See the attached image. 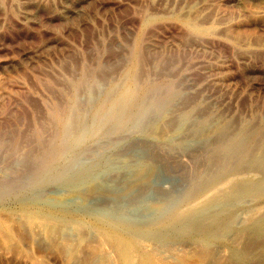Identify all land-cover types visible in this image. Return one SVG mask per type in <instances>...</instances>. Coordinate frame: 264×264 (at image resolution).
<instances>
[{"label": "rangeland", "instance_id": "obj_1", "mask_svg": "<svg viewBox=\"0 0 264 264\" xmlns=\"http://www.w3.org/2000/svg\"><path fill=\"white\" fill-rule=\"evenodd\" d=\"M137 55L141 91L151 107L158 105L145 118L150 124L145 119L130 122L128 130L114 133L117 140L112 133L108 136V125L102 127L85 142L68 178L62 173L56 181L33 190L31 181L23 177L49 163L74 95L85 100L78 98L76 111L93 126L99 98L109 88L127 84L124 74L133 68ZM76 89H81L80 94ZM92 90L98 94L92 95ZM167 111L177 120L176 127L167 119ZM109 118L112 115L107 113ZM203 120L205 125H199ZM159 124L161 132L154 129ZM219 128H226L227 136L242 144V152L228 150L227 138L216 131ZM262 133L264 0H0V187L9 172L0 215L13 224V231L18 230L12 235L0 230V264H119L118 249L102 233L100 225L105 223L132 230L142 239V249L160 258L159 264H194L197 257L212 264L210 252L218 254L220 264H245L237 262L235 254L257 237L264 242L260 229H264V162L253 170L243 164L259 155L263 161ZM138 143L154 144L158 156L151 160ZM245 149L250 152L247 156ZM164 150L170 154L168 161ZM20 154H31V163L25 170L10 172ZM202 154V160L196 158ZM218 161L223 175L215 178L210 169ZM170 163L181 172L198 173L187 181L169 168ZM24 204L56 212L52 216L57 225L49 226L54 231L47 232L38 222L29 224L21 211ZM254 215H260L262 225L253 224ZM93 219L101 224H92ZM263 255L264 243L248 253L245 262L257 264Z\"/></svg>", "mask_w": 264, "mask_h": 264}, {"label": "bare ground", "instance_id": "obj_2", "mask_svg": "<svg viewBox=\"0 0 264 264\" xmlns=\"http://www.w3.org/2000/svg\"><path fill=\"white\" fill-rule=\"evenodd\" d=\"M147 17H149V16H147ZM146 17V18H147ZM147 19H145L144 21H146ZM148 21V20H147ZM151 24V23H150ZM189 24H190V22H189ZM193 26H195V25H193ZM192 27V26H191ZM194 29H196V28H194ZM203 30L205 31V29L203 28ZM202 30V31H203ZM207 30V29H206ZM202 31H200V32H202ZM203 31V32H204ZM205 32H208V31H205ZM142 51V50H141ZM144 51V50H143ZM143 54V53H142ZM135 55V54H134ZM140 55H141V53H140ZM120 56V55H119ZM122 56V55H121ZM120 56V57H121ZM132 59V58H131ZM157 59V58H156ZM135 61V63H134V65H133V68L132 69H129V71H127V73L126 74H124V75H127V79H125V81L126 80H128V82H126L127 84H124V85H122L120 82L119 83H117V84H121V85H116V86H114V87H111V88H109V91H107V92H105L104 94H102L101 95V98H99L100 99V101H99V104H98V113H96L97 114V116H96V121H95V119H93L94 121H95V123L93 124V126H91V127H89L88 125H87V123H86V120L84 119V116H82V115H80L77 111H76V106H77V104L79 105V103H78V101H80L79 99H81V98H79L78 97V94H75L74 95V97H73V99H72V101H71V107H70V109H69V111L66 113V115L62 118V120H61V125H60V129H59V133H58V138H57V141H56V148H55V151H53L54 152V154L53 155H49V157H50V159H49V163L46 165V166H44V168H41L39 171H37V173H34V175L33 174H25L24 175V179H26V181L28 182V181H31V187H33V190H37L38 188L37 187H40L42 184H44V183H47V182H51V181H56L57 179H59V175H61L62 173H64L65 174V178H68V175H70L69 174V171H70V168H72V166L74 165V162H75V160H76V158L77 157H79V155L80 154H82L83 152H84V147H85V144L88 142L87 140L90 138V137H95V136H97V134L99 133V131H100V129L102 128V127H105L106 125H108L109 127H108V131L110 132L109 133V135L108 136H110V134L112 133L114 136H115V134L114 133H116V134H119V133H122V132H124V131H126V130H128V126H129V123L130 122H133V123H136V122H140V121H144V119L147 117V116H149V112L151 111V110H153L152 109V107L154 106V103H153V106L151 107V104H149L148 103V98H147V95H146V92L145 91H141V88H142V85H141V88H140V82H141V80H142V78L141 77H139V70H140V68H141V63H140V60H139V57H138V55L135 57V59H134ZM123 61V60H122ZM152 61V60H151ZM118 62V61H117ZM166 62V61H165ZM161 63V62H160ZM151 64V63H150ZM114 65V64H113ZM74 66V65H73ZM76 66V65H75ZM111 66H112V64H111ZM118 66V65H117ZM121 66V65H120ZM163 66V65H162ZM115 67V66H114ZM160 67V66H159ZM158 67V68H159ZM70 68V67H69ZM68 68V69H69ZM130 68H131V66H130ZM67 69V70H68ZM75 69V68H74ZM112 69V71H113V68H111ZM118 69V68H117ZM143 69V68H142ZM160 69V68H159ZM162 69V68H161ZM163 69H164V67H163ZM162 69V70H163ZM73 70V69H72ZM71 70V71H72ZM78 70V69H77ZM76 70V71H77ZM116 70V69H115ZM114 70V71H115ZM69 71H70V69H69ZM118 71H119V69H118ZM159 71V70H158ZM104 72V71H103ZM157 72V71H156ZM145 73V72H144ZM69 74H70V72H69ZM96 74V73H95ZM100 74V73H99ZM108 74H110V73H108ZM116 74H117V72H116ZM143 74V73H142ZM73 75V74H72ZM100 76H101V74H100ZM99 76V77H100ZM109 76V75H108ZM115 77V76H114ZM117 77V76H116ZM122 77H124V76H122ZM122 77H120V78H122ZM73 78H74V76H73ZM106 78H107V76H106ZM119 78V79H120ZM139 78H141V79H139ZM83 79V78H82ZM96 79V78H95ZM94 79V80H95ZM100 79H102V78H100ZM104 79V78H103ZM113 79V78H112ZM88 81V80H87ZM97 81V80H96ZM99 81V80H98ZM109 81V80H108ZM107 81V82H108ZM115 81V80H114ZM121 81H122V79H121ZM82 83H85V82H83V81H81ZM113 82V81H112ZM123 82H124V80H123ZM65 83V82H64ZM77 83V82H76ZM94 83L95 82H93L92 84L94 85ZM110 83V82H109ZM114 83V82H113ZM78 84V83H77ZM91 84V83H90ZM103 84V83H102ZM101 84V85H102ZM180 84V83H179ZM73 85V84H72ZM104 85H106L105 83H104ZM103 85V86H104ZM148 85V84H147ZM64 86H65V84H64ZM78 86H80V85H78ZM92 86V85H91ZM96 86H97V84H96ZM109 86V85H108ZM107 86V87H108ZM66 87V86H65ZM73 87H75V86H73ZM72 87V88H73ZM66 88H68V86L66 87ZM81 88H83V87H81ZM102 88L103 87H101V90H102ZM106 88V87H105ZM148 88H149V86H148ZM175 88H176V86H175ZM85 89V88H84ZM83 89V90H84ZM93 89V88H92ZM97 89V88H96ZM147 89V88H146ZM157 90L158 89V87H157V89L156 88H153V91H155V90ZM172 89V88H171ZM68 90V89H67ZM80 90L81 89H76V91H77V93H79L80 94ZM82 90V91H83ZM94 90H95V88H94ZM160 90V89H159ZM164 90V89H163ZM166 90V89H165ZM75 91V92H76ZM96 91V90H95ZM95 91L93 92V90L91 91L92 92V95H94L93 93H95ZM168 91V90H167ZM83 92H85V91H83ZM90 92V93H91ZM158 92V91H157ZM156 92V93H157ZM163 92V91H162ZM69 93V92H68ZM97 93V92H96ZM95 93V94H96ZM101 93V92H100ZM148 93H149V90H148ZM153 93V92H152ZM164 93V92H163ZM167 93V92H166ZM87 94V93H86ZM98 94V93H97ZM155 95V94H154ZM157 95V94H156ZM90 96V95H89ZM177 96V95H176ZM182 96V95H181ZM81 97V96H80ZM87 97V96H86ZM99 97V96H98ZM97 97V98H98ZM79 98V99H78ZM85 98V97H84ZM94 99H95V97H93ZM96 98V99H97ZM152 98H153V96H152ZM178 98H180V97H178ZM182 98V97H181ZM86 99V98H85ZM87 99H88V97H87ZM90 99V98H89ZM95 99V100H96ZM63 100H64V98H63ZM82 100H84V99H81V101ZM93 99H91V101H92ZM188 100H190V98H188ZM65 101V100H64ZM152 101H154L153 99H152ZM169 101V100H168ZM177 101V100H176ZM192 101H193V99H192ZM195 101H197V100H195ZM90 102V101H89ZM161 102V101H160ZM180 102V101H179ZM64 103V102H63ZM69 103H70V101H69ZM82 103V102H81ZM84 103H85V100H84ZM83 103V104H84ZM91 103V102H90ZM94 103V102H93ZM150 103H151V101H150ZM159 102L157 101V104H158ZM162 103V102H161ZM160 103V104H161ZM165 103V102H164ZM170 103V102H169ZM181 103H183V102H181ZM191 103V102H190ZM178 104V103H177ZM58 105V104H57ZM93 105V104H92ZM156 105V104H155ZM60 106V105H59ZM80 106V105H79ZM78 106V107H79ZM90 106V105H89ZM158 105H156V107H157ZM162 106V105H161ZM160 106V107H161ZM163 106H165V105H163ZM166 106H168L167 104H166ZM204 106V105H203ZM202 106V107H203ZM209 106V105H208ZM83 107V106H82ZM155 107V106H154ZM153 107V108H154ZM155 107V108H156ZM159 107V108H160ZM175 107V106H174ZM197 107H199V106H197ZM207 107V106H206ZM91 108V107H90ZM94 108V107H93ZM155 108H154V110H155ZM164 108V107H163ZM176 108H178V107H176ZM175 108V109H176ZM186 108V107H185ZM216 108V107H215ZM80 109V108H79ZM179 109H181V108H178L177 110L179 111ZM182 109H184V108H182ZM77 110H78V108H77ZM153 110V111H154ZM157 110H159V109H157ZM171 110V109H170ZM176 110V111H177ZM196 110V109H195ZM202 110H204V108L202 109ZM175 111V112H176ZM181 111L182 110H180V113H181ZM200 111V110H199ZM198 111V112H199ZM170 112H173V110H171ZM170 112L169 111H167L166 113H168V114H170ZM197 112V111H196ZM197 112V113H198ZM85 113H86V110H85ZM111 114L112 115V118L110 119V121H107V119H106V114ZM154 113V112H153ZM165 113V114H166ZM174 113V112H173ZM96 114H94V116L96 115ZM148 114V115H147ZM158 115L160 114V113H157ZM172 114V113H171ZM168 115L167 117V119H171V118H169V116L171 117L172 115ZM193 115H195V113H192ZM200 114V113H199ZM203 114V113H202ZM205 114V113H204ZM177 114H175V116L174 117H177L176 116ZM183 115V114H182ZM186 115V114H185ZM193 115L191 116V117H193ZM209 115V114H208ZM164 115H162V113H161V117H163ZM157 117V116H156ZM174 117H172V118H174ZM202 117V116H201ZM220 117V116H219ZM150 118H151V116H150ZM178 118H180V117H178ZM177 118V119H178ZM200 118V117H199ZM58 119V118H57ZM154 119V121H155V119L156 118H153ZM157 119H160V118H157ZM167 119H164L163 121H165V120H167ZM209 119H211V116H210V118ZM208 119V120H209ZM214 119V118H213ZM213 119H211L212 121H213ZM216 119V118H215ZM214 119V120H215ZM148 120V119H147ZM146 119H145V122L147 121ZM178 120H180V119H178ZM183 120V119H182ZM196 120V119H195ZM202 120V119H201ZM233 120V119H232ZM149 121V120H148ZM147 121V122H148ZM162 121V120H161ZM175 121V119H171V122L170 123H172V122H174ZM177 121V120H176ZM176 121L174 122V126L176 127V125L175 124H177L176 123ZM184 122V121H183ZM182 122V123H183ZM190 122V121H189ZM194 122V121H193ZM193 122H191L192 124H193ZM217 122V121H216ZM51 123V122H50ZM149 123V122H148ZM153 123V122H152ZM155 123V122H154ZM179 123V122H178ZM187 123V122H186ZM197 123V122H196ZM205 123H206V121L205 120H203V121H201V122H199V125H201V126H203V125H205ZM209 124H210V122H208ZM218 123V122H217ZM226 123H229V122H226ZM132 124V123H131ZM150 124V123H149ZM222 124H224V123H222ZM242 124V123H241ZM251 124V123H250ZM136 125H138V124H136ZM153 125V124H152ZM151 125V126H152ZM179 125V124H178ZM182 125V124H181ZM189 125V124H188ZM196 124H194L193 126H195ZM133 125H131V127H132ZM134 126H135V124H134ZM139 126H142L141 124L139 125ZM160 124L159 125H156V127L154 128V129H159V131H160ZM222 126V125H221ZM226 126V125H225ZM243 126V125H242ZM256 126V125H255ZM254 126V127H255ZM261 126V125H260ZM46 127H47V125H46ZM191 126H189V128H190ZM214 127V126H213ZM228 127V126H227ZM240 127H241V125H240ZM239 127V129L241 130V128ZM249 127V126H248ZM106 128H107V126H106ZM141 128V127H140ZM152 128H153V126H152ZM187 128V127H186ZM223 128V127H222ZM246 128V127H245ZM252 128H253V126H252ZM252 128H250V129H252ZM131 129V128H130ZM133 129H134V127H133ZM211 129H212V127H211ZM225 129L226 128H224V129H221V128H219L218 130H216L218 133H222L226 138H227V144L225 145V146H227V148H228V150H236L237 151V153H238V151H241L242 152V149L240 148L241 147V141L239 142L241 145L239 146V144L237 143V142H235L233 139H230L229 138V134H228V136H227V134H226V131H225ZM232 129V128H231ZM254 129V128H253ZM260 129V128H259ZM44 130H46V129H44ZM140 130V129H139ZM185 130V128L183 129V131ZM193 130H195V129H193ZM200 130V129H199ZM209 130V129H208ZM215 130V129H214ZM224 130V131H223ZM247 130V129H246ZM54 131V130H53ZM107 131V132H108ZM130 132H132V129L131 130H129ZM137 131H138V129H137ZM149 131H150V129H149ZM158 131V132H159ZM215 131V132H216ZM234 130H232V132H233ZM250 131H253V130H250ZM255 132H256V130H254ZM258 131V130H257ZM43 132V131H42ZM50 132H52V131H50ZM130 132H129V134H130ZM140 132V131H139ZM154 132V131H153ZM158 132H156V133H158ZM161 132V131H160ZM178 132V131H177ZM190 132V131H189ZM188 132V133H189ZM192 132H194V131H192ZM203 132V131H202ZM208 132H211V131H208ZM238 132V130L236 131V133ZM44 133V132H43ZM49 133V132H48ZM137 133V132H136ZM150 133V132H149ZM155 133V132H154ZM184 133V132H183ZM230 133V132H229ZM235 133V134H236ZM248 133V132H247ZM251 133V132H250ZM107 134V133H106ZM111 134V135H112ZM129 134H127L126 136H129ZM194 134V133H193ZM200 134V133H199ZM198 134V135H199ZM203 134V133H202ZM205 134H207L206 132H205ZM210 134V133H209ZM216 134V133H215ZM238 134V133H237ZM241 134V133H240ZM264 133H262V135H263ZM44 135H47V134H45L44 133ZM43 135V136H44ZM156 135V134H155ZM160 135V134H159ZM163 135V134H162ZM162 135H160V139H161V136ZM184 135V134H183ZM187 135V134H186ZM185 135V136H186ZM197 135V134H196ZM195 135V136H196ZM197 135V136H198ZM201 135V134H200ZM204 135V134H203ZM203 135H202V137H203ZM242 135V134H241ZM257 135H258V133H257ZM49 136V135H48ZM102 136H104V134L102 135ZM189 136V135H188ZM205 136V135H204ZM209 136V135H208ZM221 136V135H220ZM219 136V137H220ZM235 136V135H234ZM240 136V135H239ZM248 136V135H247ZM256 136V135H255ZM33 137V136H32ZM31 137V138H32ZM106 137V136H105ZM130 137H131V135H130ZM157 136L155 137L156 139L158 138ZM162 137H164V135L162 136ZM190 137V136H189ZM244 137V136H243ZM262 137V136H261ZM110 138V137H109ZM112 138H114V137H112ZM115 138H116V136H115ZM123 138V137H122ZM124 138H126V137H124ZM182 138H184V137H182ZM205 138V137H204ZM222 138V137H221ZM242 138V137H241ZM24 139V138H23ZM26 139V138H25ZM128 139H129V137H128ZM251 139V138H250ZM257 139V138H256ZM255 139V140H256ZM264 139V138H263ZM27 140V139H26ZM33 140V139H32ZM97 140V139H96ZM107 140H109L108 138H107ZM116 140H117V138H116ZM115 140V144H116V141ZM164 140V139H163ZM181 140V139H180ZM204 140V139H203ZM213 140H214V138H213ZM220 140H222V139H220ZM260 140V139H259ZM258 140V141H259ZM33 141H35V140H33ZM87 141V142H86ZM127 141V140H126ZM129 141V140H128ZM168 141V140H167ZM202 141V140H201ZM205 141V140H204ZM225 141V140H224ZM224 141H223V143H224ZM263 141V140H262ZM19 142V141H18ZM53 142V141H52ZM86 142V143H85ZM111 142V141H110ZM125 142V141H124ZM123 142V143H124ZM132 142V141H131ZM136 142V141H135ZM212 142V141H211ZM211 142H209V143H211ZM214 142V141H213ZM26 143H27V141H26ZM147 143H149V142H147ZM146 143V144H147ZM189 143V142H188ZM201 143V142H200ZM216 143V142H215ZM254 143H256L255 141H254ZM254 143H252V144H254ZM18 144V143H17ZM20 144V143H19ZM91 144H92V142H91ZM111 144V143H110ZM136 144V143H135ZM141 144H142V142H141ZM141 144H139L138 143V146H140L139 148L140 149H142L143 150V152L145 153V151H146V155H147V153H150L152 156V158H151V160H153V156H158V154L155 152V150H156V148H154L153 147V145L152 146H150V145H145V144H143V145H141ZM203 144H205V143H203ZM202 144V145H203ZM244 144V143H243ZM29 145V144H28ZM96 145H98V144H96ZM122 145V144H121ZM120 145V146H121ZM187 145V144H186ZM248 145V144H247ZM247 145H245V147L247 146ZM20 146V145H19ZM26 146V145H25ZM24 146V147H25ZM92 146V145H91ZM116 146V145H115ZM119 146V147H120ZM127 146H129V145H127ZM164 147H165V144L163 145ZM204 146H206V145H203V147ZM208 146V145H207ZM252 146V145H251ZM38 147V146H37ZM89 147V146H88ZM109 147H110V145H109ZM129 147H132L131 145L129 146ZM170 147H172L171 145H170ZM176 147V146H175ZM184 147H185V145H184ZM199 147V146H198ZM213 147H214V145H213ZM219 147V146H218ZM253 147H254V145H253ZM257 147V145L255 146V148ZM263 147H264V145H263ZM262 147V148H263ZM100 148V147H99ZM121 148V147H120ZM138 148V149H139ZM154 148V149H153ZM173 148V147H172ZM201 148V147H200ZM223 148H226V147H223ZM243 148H244V145H243ZM19 149H20V147H19ZM36 149V148H35ZM34 149V150H35ZM94 149V148H93ZM117 149H119V148H117ZM129 149V148H128ZM134 149V148H133ZM139 149V150H140ZM171 149V148H170ZM175 149V148H174ZM179 149V148H178ZM192 149V148H191ZM196 151H197V149L196 148H194ZM202 149V148H201ZM215 149V148H214ZM251 149H254V148H250V150ZM264 149V148H263ZM21 150V149H20ZM26 150H28V149H26ZM37 150V149H36ZM99 150V149H98ZM97 150V151H98ZM166 150V149H165ZM165 150H164V152H165ZM227 150V149H226ZM255 150V149H254ZM262 149H260V151H261ZM17 151V150H16ZM86 151H90V147L88 148V149H86ZM85 151V152H86ZM95 151H96V149H95ZM95 151H93V152H95ZM96 151V152H97ZM100 151H101V149H100ZM133 151V150H132ZM159 151V150H158ZM171 151V150H170ZM200 151V150H199ZM225 151V150H224ZM29 152V151H28ZM32 152H33V150H32ZM140 152V151H139ZM142 152V151H141ZM142 152V153H143ZM164 152H163V155H164ZM203 152V151H202ZM211 152V151H210ZM263 152V151H262ZM143 153V154H144ZM168 152H165V155H164V158L167 160V157L166 156H168V155H170V154H168V155H166ZM220 153V152H219ZM250 152L248 151V150H244L243 151V156H247V154H249ZM254 153V152H253ZM87 154H90V153H86L85 155L87 156ZM97 154V153H96ZM104 154V153H103ZM116 154V153H115ZM141 154V153H140ZM194 154V153H193ZM209 155H210V153H208ZM240 154H242V153H240ZM252 154V153H251ZM256 154V153H255ZM21 155V154H20ZM30 155L31 154H23V155H21L20 157H19V159L16 161V163L14 164V167L13 168H9L8 170L11 172V170L13 171V172H17V170H20V169H26V166H28L30 163H31V159H30ZM93 155V154H92ZM105 155V154H104ZM161 155V154H160ZM163 155H162V157H163ZM233 155H235L234 153H233ZM253 155V154H252ZM117 156V155H116ZM148 156H150L149 154H148ZM192 156V155H191ZM202 156H203V154H202ZM221 156V155H220ZM224 156H225V152H224ZM227 156H228V153H227ZM241 156V155H240ZM240 156H239V158H240ZM254 156V155H253ZM93 157H94V155H93ZM104 157V156H103ZM160 157V156H159ZM158 157V158H159ZM213 157H215V156H213ZM223 157V156H222ZM251 157V156H250ZM259 157H260V155L258 156V157H256L255 159H253V160H248L247 158V160H248V162H245V163H243V164H245L246 166H252V170H253V167H255L257 164H260L261 162H264V159H263V161H261V159H259ZM81 158V157H80ZM144 158H146V157H144ZM144 158H143V160H144ZM161 158V157H160ZM158 159V160H161V159ZM196 158L197 159H199V160H202V158H204V156L203 157H200V156H196ZM216 158H217V156H216ZM227 158V157H226ZM243 158V157H242ZM249 158V157H248ZM85 159V158H84ZM101 159V158H100ZM132 159V158H131ZM147 159H148V157H147ZM150 159V158H149ZM154 159H155V157H154ZM157 159V158H156ZM209 159V158H208ZM214 159V158H213ZM231 159V158H230ZM249 159H251V158H249ZM33 160V159H32ZM103 160V159H102ZM142 160V161H143ZM172 160V159H171ZM199 160L197 161V164L198 163H202V161L201 162H199ZM224 160V159H223ZM233 160V159H232ZM240 160V159H239ZM244 160V159H243ZM5 161V160H4ZM48 161V160H47ZM146 161V160H145ZM149 161V160H148ZM148 161H146V162H148ZM168 161V160H167ZM211 161H214V160H212L211 159ZM95 162V161H94ZM104 162V161H103ZM102 162V164L103 165H105L106 163H103ZM129 162H130V160H129ZM134 162V161H133ZM152 162V161H151ZM161 162V161H160ZM158 163V162H157ZM162 163V162H161ZM165 163H167V162H165ZM214 163V162H213ZM232 163H233V165H234V162L232 161ZM162 164H164V163H162ZM168 164V163H167ZM175 164V163H174ZM174 164H171L170 163V166L171 167H169V168H172V170H174L175 172H176V174H179V173H181V174H183V175H181L182 177H186V180L187 181H189V180H191L192 178H193V176L195 175V174H197V173H193V174H187V172H183V171H185V170H183L182 172L181 171H179L178 170V168L176 169V166H174ZM196 164V165H197ZM203 164H204V161H203ZM214 164H216V163H214ZM263 164V163H262ZM4 165H6V164H4ZM3 165V166H4ZM169 165V164H168ZM168 165H166L165 164V166L167 167ZM221 164H220V162L218 161V163H217V166H215L214 168H212V169H210L209 168V166H207V168H209L210 169V173L211 174H213L214 176H215V178H219V177H221L223 174H219V170H220V168H221V166H220ZM228 165V164H227ZM159 166V165H158ZM164 166V165H163ZM162 166V167H163ZM179 166V165H178ZM184 166V165H183ZM198 166H200V165H198ZM202 166H205V165H201L200 167H202ZM225 166V165H224ZM224 166H223V168H224ZM228 166H230V165H228ZM242 166V165H241ZM246 166H244L245 168H246ZM79 167V166H78ZM186 167V166H185ZM197 167V166H196ZM211 167V166H210ZM220 167V168H219ZM257 167V166H256ZM90 167H88L87 169H89ZM182 168H184V167H182ZM198 168V167H197ZM204 167H202V168H200V169H203ZM207 168H205L204 169V171L207 169ZM231 168H233V167H231ZM243 170H245L244 168H243V166L241 167ZM166 169V168H165ZM168 169V168H167ZM186 169V168H185ZM199 169V170H200ZM222 169V168H221ZM229 169V168H228ZM227 169V170H228ZM240 169V168H239ZM188 170V169H187ZM235 170V169H234ZM255 170V169H254ZM137 171V170H136ZM170 171V170H169ZM168 171V172H169ZM173 171V172H174ZM259 171H261V170H259ZM139 172V171H138ZM141 172V171H140ZM166 172H167V170H166ZM171 172V171H170ZM172 172V173H173ZM191 172V171H190ZM200 172V171H199ZM208 171H206V172H204L205 173V175H206V173H207ZM70 173H71V171H70ZM142 173V172H141ZM201 173V172H200ZM204 173H203V175H204ZM247 173V172H246ZM67 174V175H66ZM208 174V173H207ZM225 174V173H224ZM245 174V173H244ZM175 175V174H174ZM255 175V174H254ZM179 176H180V174H179ZM180 176V177H181ZM196 176V175H195ZM207 176V175H206ZM209 176V175H208ZM207 176V177H208ZM8 177H9V172L5 175V177H4V186H2V187H0V200H3L4 199V197H5V194L8 192V186H7V182H6V180L8 179ZM181 177V178H182ZM203 177H205V176H203ZM206 177V178H207ZM231 177V176H230ZM200 178V177H199ZM210 178V177H209ZM240 178V177H239ZM183 179V178H182ZM205 179V178H204ZM204 179H202V181L204 180ZM196 180V179H195ZM226 180V179H225ZM197 181V180H196ZM200 181V180H199ZM198 181V182H199ZM201 181V182H202ZM227 181V180H226ZM192 182V181H191ZM228 182V181H227ZM226 182V183H227ZM193 183V182H192ZM191 183V184H192ZM197 183V182H196ZM198 184V183H197ZM218 184H220V183H218ZM223 184L225 185V183H224V181H223ZM222 184V185H223ZM229 184V183H228ZM239 184V183H238ZM237 184V185H238ZM193 185H195V183L193 184ZM216 186H217V184H216ZM215 186V187H216ZM222 187V186H221ZM214 189H217V188H214ZM227 189H230V187L229 188H227ZM218 190H220V189H218ZM221 191V190H220ZM220 191H218V192H220ZM222 192H224V191H222ZM211 193H212V191H211ZM210 193V194H211ZM231 193V192H230ZM22 194H24V191L22 192ZM21 194V195H22ZM169 194H171V193H169ZM217 195V194H216ZM1 207V206H0ZM1 208H3V207H1ZM255 210V209H254ZM259 210V209H258ZM21 211H22V214H23V216L25 217V219L27 220V222L29 223V224H35L36 222H38L39 224H42V227H43V225H44V227L46 226V228H47V232H51L50 230H48L50 227L49 226H51V225H55L56 223H57V221L58 220H55L56 218L54 217V216H52V215H55V214H57L56 212H54L53 210H51V209H48V208H41V207H37L36 205H33V204H24V205H21ZM260 211V210H259ZM258 211V212H259ZM7 212V211H6ZM11 212V211H10ZM20 212V211H19ZM256 212V211H255ZM261 212V211H260ZM13 213V212H12ZM257 213V212H256ZM10 214V213H9ZM61 214V213H60ZM15 215H16V213H15ZM1 216L2 215H0V230H3V231H5L8 235H12L13 234V232H15V231H13V224L9 221V220H2L1 219ZM255 216V215H254ZM253 216V217H254ZM260 216V215H259ZM258 215H256L252 220L254 221V225H262L261 223H262V218L261 217H259ZM3 217V216H2ZM5 217V216H4ZM261 218V219H260ZM7 219V218H6ZM17 220V219H16ZM12 221V220H11ZM249 221V220H248ZM14 222L16 223V221L14 220ZM25 222V221H24ZM59 222H62V221H59ZM236 222V221H235ZM63 223V222H62ZM91 223L92 224H94V225H100L101 223L98 221V220H96V219H93V220H91ZM39 224H38V226H39ZM28 225V224H27ZM57 225V224H56ZM16 226V225H15ZM35 226V225H34ZM59 226V225H58ZM57 226V228H59L60 226H61V223H60V226L58 227ZM54 227V226H53ZM100 227H104V230H102V233L103 234H106V235H108L110 238H108V239H110L111 241L110 242H112V245H114V247H116L117 249H118V253H119V258H118V262L117 263H119V264H129V263H131L132 262V264H133V261H135L136 259H139L143 264H159L160 262V258L159 259H157V255L156 256H154L153 254H150V253H148V252H146L145 250H143L142 249V245H144V244H142L143 242H142V239L141 238H139L138 237V235L137 234H135L132 230H130V229H128V228H123V227H119V226H116V225H113V224H111V223H105L104 224V226H101L100 225ZM34 228V227H33ZM56 228V229H57ZM51 229V228H50ZM53 229V228H52ZM51 229V230H52ZM54 229H55V227H54ZM54 229H53V231H54ZM261 230H262V232H264L263 230V227L262 228H260ZM33 230V229H32ZM3 231H2V233H3ZM18 231V230H17ZM17 231H16V233H17ZM52 231V232H53ZM246 232V231H245ZM15 233V234H16ZM56 233V232H55ZM5 234V233H4ZM48 234H50V233H48ZM54 234V233H53ZM259 235V234H258ZM260 235H262V234H260ZM259 235V236H260ZM2 236H3V234H2ZM7 235H5L4 237H6ZM57 236V235H56ZM104 236V235H103ZM264 236V235H263ZM58 237V236H57ZM102 238V237H101ZM255 238V237H254ZM261 238L262 237H257V238H255L252 242H250V244L246 247V249H244V250H241V251H238L236 254H235V260H237V262H242V263H245L246 264V262H245V259H246V256L248 255V253H251V251L254 249V248H256V247H259V246H261V245H263V240H261ZM4 240H6L7 239V237H6V239L5 238H3ZM13 239V238H12ZM15 239V238H14ZM104 239V238H103ZM8 240V239H7ZM9 240H11L10 238H9ZM106 240V239H105ZM226 241H228V240H226ZM7 242V241H6ZM54 242H57V241H54ZM108 242V241H107ZM8 243V242H7ZM6 243V244H7ZM247 243H249L248 241H247ZM55 245V244H54ZM218 247V246H217ZM244 247V248H245ZM94 250V249H93ZM258 252V251H257ZM260 252V251H259ZM256 254V253H255ZM263 254V253H262ZM210 255H212V257L214 258V260H213V263L212 264H220L219 262H221L220 260H217V256H218V254L217 255H214V253L213 252H210ZM115 256H116V254H115ZM198 256V255H197ZM254 256V255H253ZM231 257V256H230ZM233 257V256H232ZM249 257H250V255H249ZM183 258V261H184V257H182ZM117 259V258H116ZM232 259V258H231ZM187 260V259H186ZM222 260V259H221ZM180 261H182V259H180ZM191 261V260H190ZM260 261V262H259ZM258 262H257V264L259 263V264H264V255L260 258V260H259ZM140 262V263H141ZM156 262H158V263H156ZM227 262V261H226ZM230 262V261H229ZM135 263H136V261H135ZM184 263V262H183ZM187 263V262H186ZM185 263V264H186ZM194 264H204L203 263V258L202 259H200V258H196L195 259V261L193 262ZM180 264H182V263H180ZM211 264V263H210ZM223 264V263H222ZM229 264V263H228ZM252 264H253V262H252Z\"/></svg>", "mask_w": 264, "mask_h": 264}]
</instances>
